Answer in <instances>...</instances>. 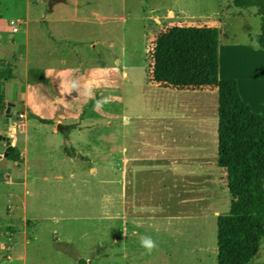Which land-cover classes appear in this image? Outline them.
Returning a JSON list of instances; mask_svg holds the SVG:
<instances>
[{"label": "rangeland", "instance_id": "1", "mask_svg": "<svg viewBox=\"0 0 264 264\" xmlns=\"http://www.w3.org/2000/svg\"><path fill=\"white\" fill-rule=\"evenodd\" d=\"M77 2L80 4L79 12L76 11ZM216 2L63 0L51 8L50 0H38L33 5L40 6V10L29 14L25 0H0L1 41L10 42L7 33L11 27L13 32L14 28L10 20L21 17L30 20L31 32L56 33L60 42L65 44L63 46L70 40L81 43L77 46L81 51L78 49V54L70 56L68 65L57 63L55 58L45 60L41 57L43 63L57 68L56 71H45L51 73L49 77L39 71L50 93H44L35 86L29 88L32 101L44 99L53 105L59 119L75 130L72 136L66 132L58 135L53 131L55 126L43 125L42 141L49 145V152H57L52 161L65 159L63 179L58 181L52 175L48 176L50 193L46 200L54 204L45 210L39 222L36 220L35 196L31 195L34 205L29 217V243L22 244L23 252L13 250L15 262L23 261L25 256L26 264H78L81 259L89 264H217V219L219 214L230 210L232 202V194L227 188L228 173L223 168L225 172L218 170L217 148L193 152L202 158L199 163L191 161L190 151H185L184 160L177 162L184 169L179 170L178 166L177 171L174 163L176 153L180 152L168 151V161L160 158L163 160L161 167L156 166L158 160L138 163L147 166L148 170L135 175L137 180L124 184L113 183L115 173L111 158L113 143L121 150L127 147L128 155H133L131 145L142 138H151L160 146L165 126L175 132L177 126L184 130L201 122L197 115L187 111L184 102L186 99L197 102L202 98L199 92L161 88L152 83L151 51L160 34L173 26L199 25V19L214 12ZM246 28L253 30L257 23L242 27V30ZM18 37L24 38L25 30ZM14 43L18 44L16 49L25 51L24 44L15 41L10 45ZM10 45L6 46L8 53ZM5 59L9 62L7 56ZM20 63L32 64V61ZM61 77L78 79L81 85L79 94L62 95L60 83L55 80H61ZM86 89H90L91 94ZM175 103L179 106L183 103L184 119L173 112ZM76 108L86 110L87 114V127L82 133L74 123L78 118L68 120ZM42 112L52 113L53 110ZM29 117L34 122V118ZM20 134L21 131L16 133L19 146L25 139V134ZM59 143L61 146L57 147ZM72 148H76L77 153L71 157L66 150L71 151ZM35 157H46L39 144ZM204 158L208 160L202 161ZM32 159L31 148V162ZM191 162L193 165H189ZM59 169L60 165L55 164L53 170ZM128 179H133V173ZM113 190L120 194V201L114 208ZM135 198H147L146 206L153 209L155 202L161 201L160 213L155 209L148 218L134 220L138 209L134 204ZM12 203L8 196L1 195L0 211L5 212ZM129 216L133 222L140 223L128 226ZM145 236L156 241V250L151 254L140 244ZM7 243L14 246V242ZM18 243L15 242L16 245ZM26 247L27 252H24ZM13 252L8 251L6 259L13 256ZM253 260L251 264H264V242Z\"/></svg>", "mask_w": 264, "mask_h": 264}, {"label": "crops", "instance_id": "2", "mask_svg": "<svg viewBox=\"0 0 264 264\" xmlns=\"http://www.w3.org/2000/svg\"><path fill=\"white\" fill-rule=\"evenodd\" d=\"M37 1L38 0H25V7L29 14L33 12L38 13V10H40V6L33 5ZM51 2L52 0H50V4ZM216 3L218 4L215 6L214 12L206 14V17L203 19H199V25L196 26H215L218 27L220 31L219 76L221 80H229L231 83V105L241 107L248 114L264 117V48L258 46L256 43V39L262 33V20L258 9L256 7L238 8L234 5V0H217ZM54 5L55 3L50 5V7L53 8ZM79 5V2H77V12H79ZM17 19L24 20L23 23L20 24L19 32L13 33L12 27L10 26L11 29L7 33L9 34L8 38L10 42L0 40V61L5 62L6 59H3L4 56H7L10 63L8 61L6 62L10 65L5 63L12 68L14 73V78H6L0 82V93L4 96L5 103V108L0 110V120H2L0 133L4 131L3 129L6 124L7 119L5 111L8 103L20 105L21 109L24 108V110L20 111L25 112L27 115V128L20 134H25V139L21 146H19V138H16L17 142L15 148L19 153V160H14L10 158L11 156L7 158L2 157L0 159V196L6 195L9 200L13 202L8 206L5 212L0 211V264L27 263L25 256H23V261L15 262L13 250L18 249L23 252L24 245L22 244H24V242L29 243V217L32 213L31 208L34 205L31 203V195L34 194L35 196V208L38 214L36 220L39 222L42 220L45 210L54 204L46 200L47 194L50 193L47 187V182H50L48 176L52 175V177L58 181L63 179L62 173L65 159H59L57 162L52 161L56 157L57 152L55 154L49 152V145L42 141V134L44 132L43 125L55 126L56 128L54 127L53 131L58 135H60L61 132H66V134L71 135L75 130V127L71 126L69 123L60 120L53 109L54 106L44 102L43 98L41 102L40 100L32 101L29 88L35 86L44 93H50L46 83L42 81L40 72H45L47 69H49V71H56L57 68L54 69L48 66L47 63H43L41 57L45 60L55 58L57 63L68 65L70 56L73 53H79V48L77 46L81 44L80 41L70 40L66 46H63L65 44L60 42L59 36L56 33H43L36 30L31 32L29 25L30 20L21 17L11 20ZM11 20L10 23L12 22ZM253 22L257 23V28L253 30L250 28H246L244 31L242 30V27H249ZM23 30H25V37L19 38L18 36ZM46 37H48V41H46ZM68 38L70 39V37ZM15 41L24 44L25 51L16 49L18 46L16 43L10 45L11 42ZM8 45H10L8 48L10 53L6 50V46ZM20 60L32 61V64H21ZM80 65H82V63H80ZM1 67L2 66H0V68ZM55 80H57V83L61 82V80ZM152 83L157 85L153 82V77ZM157 86L161 87L159 85ZM190 90L199 92L202 98L198 99L197 102L186 99L184 101L186 103V109L193 113V116L197 115L201 122H198L196 127L186 128L184 130H182L180 126H177L175 132L165 126V129L161 132L162 142L160 146H157L151 138L145 137L140 139L139 142L131 145L134 151L133 155H128L129 149L127 147H123L121 150L119 145L113 143L111 155L112 168L115 173L113 183L124 184V182L130 180L133 182V180L136 179L135 175L139 176V174L148 170L147 166L138 165V163L156 160L160 163L163 161L160 160V158L164 157L165 160L167 159L168 151L180 152L179 154L176 153V163H174V169L176 171L180 165H177V162L179 161V163H181V161L184 160L183 156L185 151H190L191 161L194 160V163H199L202 158L199 155L193 154V152H206L216 148L218 152L219 89L197 88ZM37 94L38 93H36V95ZM167 102L170 101H166V103ZM172 107L174 108L173 112L176 115L179 114V116L184 119L183 103L180 106L175 103ZM45 109L53 110V112L41 113V111ZM73 112L75 114L68 120L78 118L74 123L77 126V130L82 133L87 127L86 110L76 108V111L73 110ZM28 113L34 118L35 123L31 121ZM42 119L50 120L51 123H43L41 121ZM60 125L64 126L66 129L61 131L59 129ZM39 138L40 142L38 143L37 140ZM38 144L44 148L45 158L37 159L35 157ZM60 146L61 143L57 144V147ZM31 148L33 150L32 162L30 161ZM72 149L75 150L73 155L70 154L71 151L68 149L66 150L71 157L75 156L77 153L76 148ZM146 152H151V154L147 155ZM47 156H50V158H47ZM207 160L208 159L204 158L202 161ZM45 162L52 165H46ZM131 163H133L134 166ZM159 163L156 165L157 167L162 166V164L160 163L159 165ZM55 164H59L61 167V169L56 172L53 170ZM164 165L166 166L167 163L165 162ZM189 165H193V163L191 162ZM182 169H184V166H179V170ZM218 170L221 172L226 171H223L221 168ZM80 172L81 169L79 173ZM120 172L121 174H119ZM130 173H133V179H128ZM74 177L76 179L77 174ZM136 183L141 184L138 181H136ZM62 190L63 189H61V191ZM146 200L147 198H135L134 204L138 209L135 211L136 215L133 217L134 220H136V218H148V214L153 213L151 212L153 210L155 212V209L160 213L162 207L161 201H156L153 209L151 206H146ZM119 201L120 194H116L113 190V208L116 207ZM123 205L124 200L121 207ZM10 206L12 207L11 209H9ZM43 220H45V218H43ZM128 220H130L128 226H130V224L137 226L138 223H140L138 221L133 222L130 216ZM7 242H14V246H11V243L9 244ZM15 242L19 243L16 245ZM8 251L13 252V256H8V259H6ZM24 252H27V247ZM215 252L217 254L218 249H216ZM253 261L251 262L253 263Z\"/></svg>", "mask_w": 264, "mask_h": 264}, {"label": "trees", "instance_id": "3", "mask_svg": "<svg viewBox=\"0 0 264 264\" xmlns=\"http://www.w3.org/2000/svg\"><path fill=\"white\" fill-rule=\"evenodd\" d=\"M234 5L258 9L262 33L256 43L264 48V0H234ZM219 46L218 27L173 26L154 42L151 74L165 88L219 89L217 163L228 173L232 202L217 219V264H250L264 242V117L231 105V83L219 76ZM0 66V82L14 78L11 67L3 61ZM4 108L0 93V110ZM10 158L19 160L17 149Z\"/></svg>", "mask_w": 264, "mask_h": 264}, {"label": "clouds", "instance_id": "4", "mask_svg": "<svg viewBox=\"0 0 264 264\" xmlns=\"http://www.w3.org/2000/svg\"><path fill=\"white\" fill-rule=\"evenodd\" d=\"M46 76H51L50 72H45ZM71 76V73H69ZM59 88L61 90L62 95L70 96L73 92H77L79 94L81 85L75 77L71 79H65L61 77V82L59 84ZM89 94H91L90 89H86ZM7 135L10 137L12 141V146L15 147L16 144V129L15 126L12 125L7 133ZM141 246L146 250L148 254H151L156 250L157 244L156 241L151 236H145L141 238L140 241ZM86 264H89V262L86 261Z\"/></svg>", "mask_w": 264, "mask_h": 264}, {"label": "water", "instance_id": "5", "mask_svg": "<svg viewBox=\"0 0 264 264\" xmlns=\"http://www.w3.org/2000/svg\"><path fill=\"white\" fill-rule=\"evenodd\" d=\"M58 1H62V0H52L50 5H53V3H56ZM20 110H24V108L21 109L20 105L14 104V103H8L7 104V108L5 111L6 114V124L4 127V131L2 133H0V159L2 157H9L12 155V153H14V151L16 150L15 147L12 146V141L10 139V137L7 135L8 131L11 127V124L13 122V117L16 111H20ZM59 129L61 131L65 130L66 128L64 126H59Z\"/></svg>", "mask_w": 264, "mask_h": 264}, {"label": "built area", "instance_id": "6", "mask_svg": "<svg viewBox=\"0 0 264 264\" xmlns=\"http://www.w3.org/2000/svg\"><path fill=\"white\" fill-rule=\"evenodd\" d=\"M24 20L22 19H17V20H12V25H14L13 28V33H18L20 29V24L23 23ZM13 125L15 126L16 133L18 131H23L26 130L27 128V115L25 112L19 111L14 120H13Z\"/></svg>", "mask_w": 264, "mask_h": 264}, {"label": "flooded vegetation", "instance_id": "7", "mask_svg": "<svg viewBox=\"0 0 264 264\" xmlns=\"http://www.w3.org/2000/svg\"><path fill=\"white\" fill-rule=\"evenodd\" d=\"M19 111H16L15 112V114H14V117H13V120H14V118H15V116H16V114L18 113ZM13 125V122H12V124H11V126Z\"/></svg>", "mask_w": 264, "mask_h": 264}]
</instances>
